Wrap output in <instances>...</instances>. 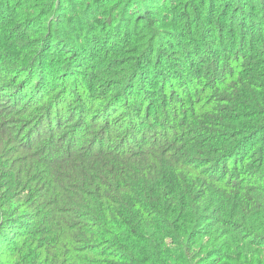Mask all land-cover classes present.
I'll return each instance as SVG.
<instances>
[{
    "label": "trees",
    "instance_id": "obj_1",
    "mask_svg": "<svg viewBox=\"0 0 264 264\" xmlns=\"http://www.w3.org/2000/svg\"><path fill=\"white\" fill-rule=\"evenodd\" d=\"M0 264H264V0H0Z\"/></svg>",
    "mask_w": 264,
    "mask_h": 264
}]
</instances>
